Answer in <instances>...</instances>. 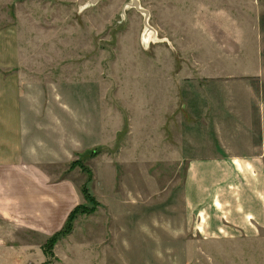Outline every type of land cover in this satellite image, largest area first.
I'll return each mask as SVG.
<instances>
[{"label": "rangeland", "instance_id": "374dc122", "mask_svg": "<svg viewBox=\"0 0 264 264\" xmlns=\"http://www.w3.org/2000/svg\"><path fill=\"white\" fill-rule=\"evenodd\" d=\"M91 1L0 0V60L24 66L31 109L64 113L60 122L73 128V148L71 156L62 149L58 169L68 168L80 204L91 208L45 247L48 253V238L0 244V264H264V212L247 214L252 225L241 230L233 228L242 214L230 206V195L223 197L227 209L215 212L213 165L203 169L201 191L191 190L195 203L187 200L188 164L174 140L191 119L188 105L198 102L187 87L218 76L215 48L229 49L237 34L243 40L254 25L245 17L255 15L256 5L139 0L154 32L147 42L144 15L131 0ZM226 78L215 92L219 100L225 93V104ZM204 89L203 100L214 93L213 85ZM92 148L99 153L80 160L92 171L87 186L95 205L80 191L91 175L80 165L70 170L67 161ZM218 167L223 176L231 170Z\"/></svg>", "mask_w": 264, "mask_h": 264}, {"label": "crops", "instance_id": "0c3cea01", "mask_svg": "<svg viewBox=\"0 0 264 264\" xmlns=\"http://www.w3.org/2000/svg\"><path fill=\"white\" fill-rule=\"evenodd\" d=\"M251 3L256 5L255 15L245 19L254 25L245 30L243 40L237 41V34L229 49L214 50L221 53L215 60L218 76H206L200 83L204 87L197 78L196 90L187 87L198 102L188 105L193 120L184 119L174 138L180 160L188 164L186 199L195 203L191 190L194 195L201 191L207 173L203 169L213 165L215 212L227 209L223 197L230 195V206L242 214V222L233 227L238 230L252 225L247 214L264 212V0ZM19 65L0 60V244H29L31 237L44 242L62 228L82 199L68 168L58 169L62 149L71 156L73 128H62V110L47 114V109L30 108V81ZM224 75L229 78L223 81L230 85L226 104L225 93L222 100L215 93ZM206 85H213L214 93L203 100ZM63 133L68 143L64 147ZM226 164L231 170L223 176L218 166Z\"/></svg>", "mask_w": 264, "mask_h": 264}, {"label": "trees", "instance_id": "16d2710c", "mask_svg": "<svg viewBox=\"0 0 264 264\" xmlns=\"http://www.w3.org/2000/svg\"><path fill=\"white\" fill-rule=\"evenodd\" d=\"M99 149L100 148H92V149H88L85 152H83L81 154V156L76 159L75 161L73 160L70 164H69V169H73L76 165H80L81 167H83L84 171L88 172L89 175H91V177L89 176V178L86 180V183L84 186H82L81 188V192L83 194V197L85 199L86 202H91L94 203L93 205L97 204V201L95 200L94 196L92 194H90V190H88V186L87 183L91 181L92 179V171L89 170V168L82 166L81 164V160L80 158H89V157H93L94 155L99 153ZM91 208L86 207L85 205L82 204H77V206H75L73 208V210L69 213V215L67 216V219L64 223V225L62 226V228L60 230H58L57 232L53 233L45 242V244L43 245V248L45 250V253H48L49 251L47 249L50 250L51 247H53L55 245V243H57V241L59 239H61L62 237L68 235L73 227V219L76 217V215H78L81 212H89ZM47 249H46V248Z\"/></svg>", "mask_w": 264, "mask_h": 264}, {"label": "water", "instance_id": "95a60500", "mask_svg": "<svg viewBox=\"0 0 264 264\" xmlns=\"http://www.w3.org/2000/svg\"><path fill=\"white\" fill-rule=\"evenodd\" d=\"M98 1L99 0H92L90 4L95 5V4H97ZM128 5L130 7L136 8L139 12H141L144 15V18H145V27H146V29L150 28L148 26V23H147V20H148V11L145 10V9H143V8H141V6L139 4V0H131V2Z\"/></svg>", "mask_w": 264, "mask_h": 264}, {"label": "bare ground", "instance_id": "6f19581e", "mask_svg": "<svg viewBox=\"0 0 264 264\" xmlns=\"http://www.w3.org/2000/svg\"><path fill=\"white\" fill-rule=\"evenodd\" d=\"M153 34L154 32L150 28L146 29L145 32L143 33L144 40L148 42L149 39L153 36Z\"/></svg>", "mask_w": 264, "mask_h": 264}]
</instances>
